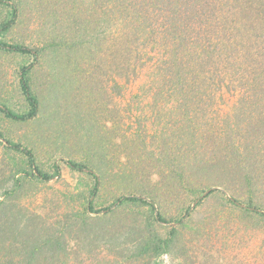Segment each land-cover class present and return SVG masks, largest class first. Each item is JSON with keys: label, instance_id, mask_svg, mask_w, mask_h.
I'll list each match as a JSON object with an SVG mask.
<instances>
[{"label": "rangeland", "instance_id": "obj_1", "mask_svg": "<svg viewBox=\"0 0 264 264\" xmlns=\"http://www.w3.org/2000/svg\"><path fill=\"white\" fill-rule=\"evenodd\" d=\"M10 2L17 5L18 13L0 3V42L30 47L42 57L38 60L35 53L0 47V104L16 113L29 112L20 85L21 70L29 67L30 86L40 106L37 115L27 120L0 111V224L7 220L12 233L19 236L25 225L32 224L30 216H40L35 223L41 230L48 222L57 228L67 202L70 207L87 206L96 179L87 171L70 167L68 160L101 173L118 160L132 163L137 159L141 164L144 158L136 176L105 179L93 205L105 208L123 194L138 192L148 198L158 196L156 208L126 202L104 220H94L86 229L71 233L66 242L71 249L68 264H264V218L246 212L229 198L249 203L255 196L258 205H263L264 199L239 184L212 179L182 187L170 181V185V151L160 153L158 148L156 133L161 127L156 126L153 102L137 103L139 98L131 96L121 70L109 72L111 42L105 39L106 26L93 24V0ZM11 20L8 29H1ZM114 80L119 85L114 86ZM162 108L159 105L158 112ZM145 129L146 139L140 138L138 134ZM127 130L133 135L124 137ZM166 131L169 137L168 125ZM133 138L138 140L137 149L130 142ZM9 142L30 149L36 165L46 173L52 174L59 165L61 175L50 180L38 178L25 153ZM153 155L155 168L149 166ZM210 187L214 191L198 201ZM222 212L224 222H216L214 218ZM158 213L167 222L159 221ZM182 218L184 224L175 223ZM215 223L220 224L219 231L216 227L210 233L199 231L205 224ZM173 226L178 228L173 244L161 253L150 249L147 256L142 255L152 247L151 241L166 238ZM197 238L200 241H192Z\"/></svg>", "mask_w": 264, "mask_h": 264}, {"label": "trees", "instance_id": "obj_2", "mask_svg": "<svg viewBox=\"0 0 264 264\" xmlns=\"http://www.w3.org/2000/svg\"><path fill=\"white\" fill-rule=\"evenodd\" d=\"M0 3L12 7L15 15L18 13L17 5L10 0ZM93 10V24L106 26L105 39L111 42L109 72L121 70L131 96L139 98L137 103L153 102L156 126L161 127L156 133L158 148L160 153L170 151L169 183L182 187L195 180L212 179L239 184L263 200L264 0H93ZM13 21L1 29H8ZM0 47L35 53L38 60L42 57L39 51L20 44L0 42ZM97 51L102 53L100 48ZM28 69L21 70L20 85L30 104L29 112L16 113L0 104V111L17 120L32 119L39 111V98L30 86ZM113 84L119 85L117 81ZM169 104L166 111L164 106ZM159 105H163L161 112ZM147 132L145 129L138 135L146 139ZM127 135L133 133L127 130L124 137ZM130 142L137 149L138 140L133 138ZM9 143L25 153L38 178L50 180L61 175L59 165L52 174L46 173L36 165L30 149ZM154 156L149 165L153 168L157 166ZM143 160L141 164L137 159V163L118 160L101 173L85 163L68 160L70 167L87 171L96 179L87 206L70 207L67 202L57 228L48 222L41 230L35 223L40 216H30L32 224L25 225L24 234L19 236L12 233L5 220L0 224V264H68L71 249L66 242L71 233L86 229L94 220H104L115 213V207L126 202H140L155 209L158 196L148 198L138 192L123 194L105 208L96 209L93 205L105 179L136 176ZM110 161L111 158L109 164ZM214 189L208 188L198 201ZM254 197L249 203L232 196L229 201L264 218V203L255 204ZM190 210L189 207L186 214ZM223 214L214 220L223 223ZM157 219L167 222L159 213ZM184 222L182 218L175 223ZM215 224H205L199 231L210 233L213 227L219 231L220 224ZM177 231L173 226L166 238H155L142 255L147 256L150 249L161 253L174 243Z\"/></svg>", "mask_w": 264, "mask_h": 264}]
</instances>
